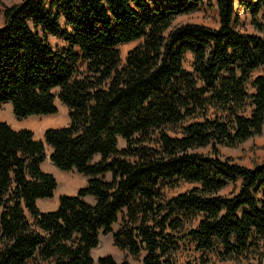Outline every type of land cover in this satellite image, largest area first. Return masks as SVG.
Segmentation results:
<instances>
[{
    "label": "trees",
    "instance_id": "obj_1",
    "mask_svg": "<svg viewBox=\"0 0 264 264\" xmlns=\"http://www.w3.org/2000/svg\"><path fill=\"white\" fill-rule=\"evenodd\" d=\"M203 5L4 6L0 105L26 118L56 113L58 97L70 122L46 129L41 140L0 120V264H93L92 249L115 223V244L145 253L144 264H178L185 248L203 264L263 263L264 161L223 158L220 146L237 147L263 131L264 74L253 73L264 69V0H216L218 27L174 25ZM241 7L253 32L239 27ZM53 36L64 45L54 46ZM134 41L123 59L119 46ZM189 52L191 71L184 65ZM45 144L59 169L89 177L47 212L37 202L52 198L58 182L42 169ZM208 147L210 153L199 151ZM180 180L195 186L167 197L166 188ZM98 264L119 263L107 255Z\"/></svg>",
    "mask_w": 264,
    "mask_h": 264
},
{
    "label": "rangeland",
    "instance_id": "obj_2",
    "mask_svg": "<svg viewBox=\"0 0 264 264\" xmlns=\"http://www.w3.org/2000/svg\"><path fill=\"white\" fill-rule=\"evenodd\" d=\"M22 0H0V26L4 23L3 17V8L5 5H12L14 3H18ZM239 6V1L237 3ZM238 14L240 16V24L239 27L242 30L253 32L254 28L250 22V13L245 12V10L241 7L237 9ZM186 22H194L206 24L211 27L219 26V16L217 12L216 0H204V5L201 6L195 12L183 14L176 18L174 21V25H179ZM52 44L56 45H64V40L59 39L57 37H51ZM139 41H134L126 44H122L119 46L122 54V58L125 59L127 52L137 45ZM192 62L193 55L192 53L186 54L185 59V67L188 70H192ZM259 74H264V69L260 68L256 70L253 75L257 76ZM59 89L56 90V93ZM57 112L54 114H46V115H33L26 118H20L16 116L13 112L12 105L1 104L0 105V120L8 122L15 129L21 128H29L33 130L35 137L37 139L44 140L45 130L50 127H64L67 126L70 122L69 117V109L68 107L57 97L56 98ZM246 114H249V109ZM171 133L174 135L177 131L171 130ZM118 146L120 149L126 146V140L120 138ZM211 148L199 149L201 152L210 153ZM52 147L48 144H45V159L42 163V169L46 172L52 173L58 182L57 188L54 191V195L52 198H44L38 200L39 208L44 211H53L56 210L59 206V199L62 195H77L80 188L85 187L87 185L89 177L85 174L79 173L77 170L73 169L71 171H63L59 169L52 161ZM220 154L223 158L231 157L236 162L253 166L256 163L264 161V126L263 131L260 135L253 136L249 138L247 141L243 142L237 147H226L220 146ZM111 174H107V178H110ZM195 186L194 183H189L186 181H178L175 183L173 188H166V196L170 197L172 195H176L180 192L186 191ZM231 190V187L226 189V193ZM89 202H94L93 197L85 198ZM119 228V223H115L113 225V231L107 234H101L100 243L97 247L92 249V256L94 258L93 264H98V260L102 256L111 255L114 259L122 264L124 261H127L129 264H144L143 258L145 253H142L138 256L132 255L125 250L120 249L114 240V232ZM261 249L264 250V239L261 240ZM197 253H193L191 249H182L176 259L178 264H203L199 259L196 258ZM212 260H215L214 258ZM251 260L253 262H257L256 256H252ZM245 262V260L243 259ZM226 264H234V262H227ZM264 264V258L263 263Z\"/></svg>",
    "mask_w": 264,
    "mask_h": 264
}]
</instances>
